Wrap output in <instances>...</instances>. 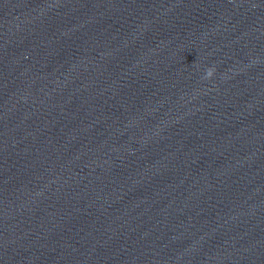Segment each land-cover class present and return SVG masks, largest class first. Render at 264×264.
I'll return each mask as SVG.
<instances>
[{"label": "clouds", "instance_id": "clouds-1", "mask_svg": "<svg viewBox=\"0 0 264 264\" xmlns=\"http://www.w3.org/2000/svg\"><path fill=\"white\" fill-rule=\"evenodd\" d=\"M214 74V69L209 68L206 72V76L210 78Z\"/></svg>", "mask_w": 264, "mask_h": 264}]
</instances>
